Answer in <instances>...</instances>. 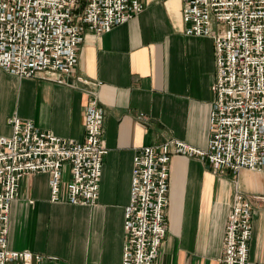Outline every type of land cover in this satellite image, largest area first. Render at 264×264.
Masks as SVG:
<instances>
[{"label":"crops","instance_id":"0c3cea01","mask_svg":"<svg viewBox=\"0 0 264 264\" xmlns=\"http://www.w3.org/2000/svg\"><path fill=\"white\" fill-rule=\"evenodd\" d=\"M139 1L142 13L127 23L103 35L85 32L66 84L47 74L21 79L0 68V137L12 136L8 120L18 117L60 139L82 142L95 90L108 149L94 205L52 203L50 175L22 177L10 206L11 251L41 255L42 264H122L124 213L139 150L171 140L208 148L214 41L185 35L182 0ZM63 171L66 183L69 168ZM170 174L168 235L155 264H219L237 193L258 198L249 260L264 264V171L216 174L208 162L174 156Z\"/></svg>","mask_w":264,"mask_h":264},{"label":"built area","instance_id":"2783aa9c","mask_svg":"<svg viewBox=\"0 0 264 264\" xmlns=\"http://www.w3.org/2000/svg\"><path fill=\"white\" fill-rule=\"evenodd\" d=\"M185 35L214 41L216 78L206 150L171 140L134 157L131 196L124 213L122 264H155L167 237L170 166L174 156L198 158L212 171H264V0H182ZM139 0H0V68L21 79L40 75L66 84L79 63L84 34L103 35L141 14ZM104 113L92 90L82 142L40 131L10 117L11 137H0V264H42L45 257L8 247L11 204L22 177L50 175V201L72 206L99 199ZM69 168L65 183L64 168ZM65 186V187H64ZM64 188V197H62ZM232 200L219 264L249 260L254 201Z\"/></svg>","mask_w":264,"mask_h":264}]
</instances>
